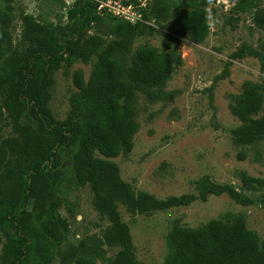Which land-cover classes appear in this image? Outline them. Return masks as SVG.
<instances>
[{"label":"trees","instance_id":"1","mask_svg":"<svg viewBox=\"0 0 264 264\" xmlns=\"http://www.w3.org/2000/svg\"><path fill=\"white\" fill-rule=\"evenodd\" d=\"M99 1L75 0L67 7L66 19L54 23L23 9L16 15L15 0H0V264H98L85 255L84 241L75 251L64 246L70 223L60 209L66 200L60 195L62 176L57 169L62 148L71 152L76 183L90 187L95 208L107 218L104 241L117 247L101 264H144L135 255L119 204L132 213H151L226 193L243 206H264V178L246 171L237 175L239 187L204 174L194 182L196 192L165 198L135 192L122 180L118 165L109 158L132 146L139 129V96L150 101L168 98L164 85L181 55L175 48L158 51L152 46L133 52L134 40L155 28L101 11ZM261 1L236 0L234 8L250 11ZM142 2L124 0L139 6L145 20L161 24L173 19L197 41L208 31L207 0ZM17 17L18 41L12 32ZM242 52L240 48L231 57L240 58ZM92 56L87 79L82 69L73 71L78 91L69 97L65 118H57L50 105L55 72L63 67L68 73L76 61L88 62ZM263 102V88L246 83L230 103L240 120L232 129L234 143L241 146L240 158L247 155V146L264 140V112L257 115ZM69 206L74 215V205ZM166 240L172 251L164 264H264V238L248 228L244 213L228 212L196 227L175 223Z\"/></svg>","mask_w":264,"mask_h":264},{"label":"rangeland","instance_id":"2","mask_svg":"<svg viewBox=\"0 0 264 264\" xmlns=\"http://www.w3.org/2000/svg\"><path fill=\"white\" fill-rule=\"evenodd\" d=\"M63 1L65 5L54 0H15V13L18 15L23 9L57 23L66 19L67 7L75 0ZM235 1L207 0L208 31L200 41L173 19L161 24L146 20L154 24L148 23L155 31L134 40L133 52L142 46H152L158 51L175 48L181 55L164 85L168 98L150 101L139 96V129L132 146L129 151L109 158L118 165L122 180L135 192L147 191L159 198L196 192L194 182L204 174L235 187L240 185L237 176L240 171L264 178V140L247 146V155L240 158L241 146L232 138V129L240 120L230 110L233 97L243 92L246 83L258 84L264 90V0L250 11L236 10ZM101 11L110 13L106 8ZM12 32L18 41V17ZM240 48L242 57L232 58ZM94 59L92 56L88 62L76 61L68 73L63 67L55 72L50 105L57 118H65L69 97L78 91L72 79L73 71L82 69L87 79ZM263 112L264 102L257 115ZM4 117L9 118L6 113ZM95 154L100 155L97 150ZM57 169L62 176L60 195L66 199L60 209L70 223L64 246L70 245L75 251L79 242L84 241L86 256L98 264L106 262L117 247L104 241L107 218L95 208L90 187L76 183L68 149L59 150ZM70 204L74 205V215L68 211ZM119 209L130 227L135 255L144 264H164L172 251L166 240L167 231L175 223L196 227L228 212L244 213L248 228L264 238V206L258 202L243 206L226 193L151 213H132L123 204H119ZM1 248L2 241L0 253ZM77 252L79 249L75 256ZM54 264L62 263L55 260Z\"/></svg>","mask_w":264,"mask_h":264},{"label":"built area","instance_id":"3","mask_svg":"<svg viewBox=\"0 0 264 264\" xmlns=\"http://www.w3.org/2000/svg\"><path fill=\"white\" fill-rule=\"evenodd\" d=\"M142 4H144L142 2ZM106 8L108 12L112 15L127 20L131 23L136 22H146L149 24L154 25L151 22H147L143 18V14L139 9V6L131 4V3H123L117 0H106V1H99V9Z\"/></svg>","mask_w":264,"mask_h":264}]
</instances>
